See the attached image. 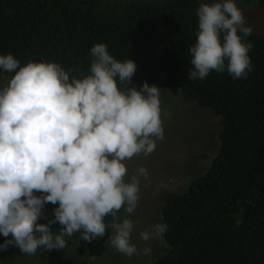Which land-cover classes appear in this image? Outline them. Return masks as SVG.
Listing matches in <instances>:
<instances>
[{
	"label": "clouds",
	"instance_id": "obj_1",
	"mask_svg": "<svg viewBox=\"0 0 264 264\" xmlns=\"http://www.w3.org/2000/svg\"><path fill=\"white\" fill-rule=\"evenodd\" d=\"M195 14L187 78L202 81L227 71L247 79L253 45L243 37L252 29L234 0H205ZM90 57L83 74L57 62L21 65L11 53L0 55V70L8 74L0 75L7 81L0 86V250L13 246L31 256L64 249L75 233L91 244L110 228V247L131 258L149 255L147 242L168 230L166 223H153L139 232L143 249L132 242L137 225L129 217L149 173L137 166L129 175L126 164L148 157L164 139L161 88L147 81L130 86L135 62L114 58L103 42L90 48ZM46 204L55 206L51 217Z\"/></svg>",
	"mask_w": 264,
	"mask_h": 264
},
{
	"label": "trees",
	"instance_id": "obj_2",
	"mask_svg": "<svg viewBox=\"0 0 264 264\" xmlns=\"http://www.w3.org/2000/svg\"><path fill=\"white\" fill-rule=\"evenodd\" d=\"M255 1L264 12V0ZM200 3L0 0V55L87 74L90 48L103 42L114 58L135 62L130 86L139 89L147 81L175 88L185 100L212 109L219 116L216 155L185 190L164 194L160 222L168 225L162 235L167 249L144 264H264V35L243 37L253 45L247 79L213 71L202 81L189 80L188 47L196 40ZM53 207L45 205L49 217ZM51 228L55 233L59 225ZM110 235L108 228L91 244L80 233L73 237L81 252L97 257L108 249Z\"/></svg>",
	"mask_w": 264,
	"mask_h": 264
},
{
	"label": "rangeland",
	"instance_id": "obj_3",
	"mask_svg": "<svg viewBox=\"0 0 264 264\" xmlns=\"http://www.w3.org/2000/svg\"><path fill=\"white\" fill-rule=\"evenodd\" d=\"M234 2L243 13L246 26L264 35V12L256 5V1ZM6 82L0 79V86ZM160 101L164 139L157 141L155 151L148 157H133L126 162L129 175L137 166L145 167L149 173L147 180H140L139 204L129 217L137 225L132 233V242L138 249L145 246V242L139 239V232L153 223H160L164 194L185 190L192 178L206 171L219 145V116L212 109L185 100L175 88H161ZM125 215L123 210L118 213L120 218ZM66 239L67 246L64 249H38L31 256L22 254L13 246L0 250V264H144L155 260L167 249L163 239L156 238L147 242L152 249L149 255L141 252L129 258L117 253L109 245L102 255L90 257L79 250L73 236Z\"/></svg>",
	"mask_w": 264,
	"mask_h": 264
}]
</instances>
